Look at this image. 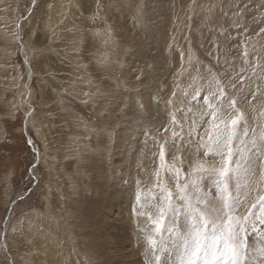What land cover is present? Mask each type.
Here are the masks:
<instances>
[{"label":"rangeland","instance_id":"rangeland-1","mask_svg":"<svg viewBox=\"0 0 264 264\" xmlns=\"http://www.w3.org/2000/svg\"><path fill=\"white\" fill-rule=\"evenodd\" d=\"M131 2L0 0V264L3 238L13 264H145L150 221L134 194L155 215L153 185L175 193L177 168L183 182L211 129L212 77L234 83L250 127L264 126V0H139V19ZM254 159L264 170V154ZM256 227L249 247L264 242Z\"/></svg>","mask_w":264,"mask_h":264},{"label":"snow or ice","instance_id":"snow-or-ice-1","mask_svg":"<svg viewBox=\"0 0 264 264\" xmlns=\"http://www.w3.org/2000/svg\"><path fill=\"white\" fill-rule=\"evenodd\" d=\"M128 7L138 19L142 18L144 10L139 0H132ZM260 32L264 33V28ZM96 35L106 37L105 44L112 37L111 31H98ZM208 83L204 99L212 125L200 137L196 159L189 164L185 179L180 182L182 169L177 168L175 193L170 187L153 185L160 189L154 197L156 203L152 204L155 215L142 211V193L134 194L139 207L134 206L133 212L150 221V225L141 229L147 244L145 264H264V242L253 248L248 244L249 226L252 231L258 230L257 224L264 228V170L254 159L255 153L264 154V126L259 134L250 127L236 98L228 93L229 86L236 87L234 83L226 85L217 77ZM177 135L173 133L174 137ZM166 143L159 146L161 167ZM156 175L159 177V172ZM181 215L186 221L184 225L177 224ZM174 231L175 239L163 235Z\"/></svg>","mask_w":264,"mask_h":264},{"label":"water","instance_id":"water-1","mask_svg":"<svg viewBox=\"0 0 264 264\" xmlns=\"http://www.w3.org/2000/svg\"><path fill=\"white\" fill-rule=\"evenodd\" d=\"M19 24H20V22H19ZM19 24H18V26H19ZM18 43H19V46H20V56H21V58H22V60H23V63H24V65H25V68H26L27 71H28V73H27V78H26L27 81H26V84H25V88L28 89V87H27V83L30 81L31 71H30V65H29V63L27 62V60L24 58L23 53H22V48H23V47H22V44H21V42H20V36H19V39H18ZM24 104H25V105H28L26 99H24ZM30 113H31V111H29V112H27V113L24 114V118H23V132H24V135H25V138H26L27 144L31 147L32 151H33V152L35 153V155H36V163H37V161H38V153H39V151H38L37 146L35 145L34 141L32 140L31 137H29V135L27 134V131H26V123H27V119H28ZM15 200H16V198L12 201L11 205L13 204V202H14ZM8 214H9V213H8ZM8 214L6 215L5 220H4L3 224H2V237H4V234H5V232H6V228H7V224H8ZM2 243H3V246H4V248H5V251H6L7 255H8V257L10 258V264H13V260L11 259V256H10L9 253H8L7 245H6V243H5L4 238L2 239Z\"/></svg>","mask_w":264,"mask_h":264},{"label":"bare ground","instance_id":"bare-ground-1","mask_svg":"<svg viewBox=\"0 0 264 264\" xmlns=\"http://www.w3.org/2000/svg\"><path fill=\"white\" fill-rule=\"evenodd\" d=\"M29 90L28 89H26L25 88V91H24V89H23V91H22V94H26V95H24V96H26L25 97V99H26V101H28L29 100V96H30V93L28 92ZM7 229V228H6ZM261 242H263V240H259L255 245H260L261 244ZM253 247H255L254 246V244H252V243H250V248H253Z\"/></svg>","mask_w":264,"mask_h":264}]
</instances>
